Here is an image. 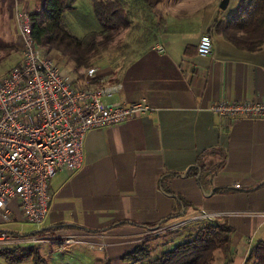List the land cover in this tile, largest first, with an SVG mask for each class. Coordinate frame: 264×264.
I'll return each instance as SVG.
<instances>
[{
	"label": "crops",
	"instance_id": "1",
	"mask_svg": "<svg viewBox=\"0 0 264 264\" xmlns=\"http://www.w3.org/2000/svg\"><path fill=\"white\" fill-rule=\"evenodd\" d=\"M23 1L0 0V35L19 37L15 13ZM140 2L128 4L135 7L132 15L140 29L153 23L158 36L130 42L138 52L121 66L106 56L95 64L99 75L122 83L109 102L144 98L154 111L89 130L81 167L58 170L49 181L44 220L23 227L19 204L12 201L11 218L0 219V229L29 240L43 230H67L84 240L69 257L76 254L85 264H131L123 256L159 225L184 222L146 239L151 252L165 251L210 220L201 215L220 213L227 216L218 221L234 229L230 264H249L252 233L264 222V118L220 117L210 108L221 100L264 96V45L245 51L218 34L216 23L229 15L210 0L169 15ZM203 33L212 38L207 56L196 52ZM193 166L197 175L189 173ZM29 240L12 249L33 245L38 251L45 244ZM91 243L104 249L92 250Z\"/></svg>",
	"mask_w": 264,
	"mask_h": 264
},
{
	"label": "built area",
	"instance_id": "2",
	"mask_svg": "<svg viewBox=\"0 0 264 264\" xmlns=\"http://www.w3.org/2000/svg\"><path fill=\"white\" fill-rule=\"evenodd\" d=\"M15 22L21 59L0 76V219L10 220L11 202L17 201L23 220L38 225L48 210L50 179L58 170L81 167L85 134L150 114L154 108L144 98L109 102L107 99L122 89V83L110 82L95 66L76 78L64 62L54 60L35 44L28 11L17 10ZM156 49L162 50V46ZM196 52L201 56L212 52L208 33L200 35ZM210 109L220 117L264 118V96L221 100ZM220 215L200 217L215 219ZM175 225L158 230L168 231L178 227ZM24 239L29 240L28 236L0 229V249L13 248L27 241Z\"/></svg>",
	"mask_w": 264,
	"mask_h": 264
},
{
	"label": "trees",
	"instance_id": "3",
	"mask_svg": "<svg viewBox=\"0 0 264 264\" xmlns=\"http://www.w3.org/2000/svg\"><path fill=\"white\" fill-rule=\"evenodd\" d=\"M75 1L40 0L39 6L30 10L29 15L35 44L46 54H51L52 51L58 52L70 72L76 78H82L84 70L103 57L119 31L129 28L131 19L124 0H91L100 29L88 31L78 37L63 23L64 13L75 9L73 5ZM143 1L150 8H155L162 2V0ZM215 30L239 49L245 51L260 49L264 45V0H240L234 12L226 20L216 23ZM14 50L15 44L0 35V64ZM193 168L198 171L197 166H193L189 173ZM195 169L192 173L197 175ZM207 221L155 259L150 260L151 249L145 242L124 255L123 259L131 264H213L216 253H219L225 260L224 264H230L234 229L225 220L221 222L215 218ZM34 250L37 252L36 249ZM34 250L23 252L17 260L29 257ZM12 251L16 250H1L0 255L10 260L8 255ZM252 258L253 264H264V241L252 247L250 259Z\"/></svg>",
	"mask_w": 264,
	"mask_h": 264
},
{
	"label": "rangeland",
	"instance_id": "4",
	"mask_svg": "<svg viewBox=\"0 0 264 264\" xmlns=\"http://www.w3.org/2000/svg\"><path fill=\"white\" fill-rule=\"evenodd\" d=\"M125 1H126L125 8L128 10V12H130L129 16L131 15L130 16L131 25L129 26L128 29H123L119 31V33L113 38L109 49L103 55V56L108 57L109 60L112 63H114L116 67L121 66L124 63H126L130 57L135 56L136 53L138 52V51H134L135 47H132L130 45V42H132L135 39L137 40V42H142L144 40H140V39L144 38L145 36L148 37V39L155 38L158 36V34L156 33V30L152 28V26L154 27L153 23L151 25L147 23L148 26L150 25L151 28H148L145 30L139 28L137 20H135V16L132 15L133 12L135 11V7L132 5H128L130 1L134 2L137 0H125ZM197 1L199 0H162V2L159 3L155 8H161L159 10H162L163 12H165V15H169L170 11H173V10L177 11L179 8L193 6L197 3ZM210 1L212 3V6H215V7H217L220 2V0H210ZM239 1L240 0H229L228 6L226 7V9L221 10V12H223L225 15L227 14V16L228 15L230 16L236 9L237 5L239 4ZM39 2L40 0H24L22 2L23 8H21V10L35 9L39 6ZM141 2H140L142 4L141 7L150 8L143 0H141ZM73 5L75 6V9L72 11H66L63 15V23L65 24L67 29L70 30V32H72L78 37H81L88 31H94V30L98 31L100 29V25L92 9L91 0H76L73 3ZM159 10H157V12L161 14L162 12ZM211 10H212V7H211ZM14 26L15 24L13 25V30H14ZM1 36H3L6 40L13 42L15 44V50L10 54L9 57H7V59H5L0 64V76L8 72L13 66L17 65L21 59V49H20L18 34L15 32L14 36L7 37L5 32H3V35ZM142 46L143 44H137L136 48H140ZM57 53L58 52L52 51L51 54H48V55L52 56L54 59L56 58L55 60H58L59 58H63L59 53H58L59 55ZM91 66L97 67V65L94 62L92 63ZM226 216L227 215H223V216L217 217V219H223ZM262 218L264 219L263 216ZM181 223L183 222L176 223L178 225H175V226H179ZM21 224L23 227H27V228L28 227L33 228L36 225V224H33L25 220H22ZM167 224L168 223L162 224V225H159L158 227L164 226ZM8 227H12V226L8 225ZM19 228H21V226H19L18 224L16 229H19ZM174 229L176 230L177 228H174ZM174 229L172 228L171 230H174ZM61 231H65V230L56 229L53 232L51 231L46 232L44 230L41 231L40 232L41 234H39V236L36 237L37 242L45 243V244L37 245L40 247L37 252L34 250L35 246L33 247V245L26 246V247L24 245L23 248H21L22 246H19L17 249H15L16 251H12V253H9L8 256L10 260H7L2 255H0V264H85V262L80 260V257L77 256L76 254L73 255L72 257H69V253L72 251L73 246L83 244L84 240L82 236L80 234L69 232L67 230L65 232H61ZM163 232L165 231L158 230V228H155L153 231H149V233L145 235L146 237L144 238V241L142 243H144L146 239H150L154 237L155 235L161 236ZM163 236L164 235H162L161 238H163ZM66 240H69V241L66 242ZM260 241H264V222L260 224L257 228H255L252 233V243L257 244ZM23 244H26V243L24 242L20 243V245H23ZM148 246L150 248V245ZM89 247L92 250L94 249L103 250L104 244L95 245L91 243L89 244ZM6 249H12V248L10 247V248H5V249H0V251L1 250L5 251ZM29 250H34L32 255H30L29 257L27 256L24 259L17 260L20 258L23 252L28 253ZM162 251L163 250L153 249L152 252H150V260L159 257ZM232 256H233V253H232ZM224 262L225 260L223 259L222 255L219 253H216V259L213 262V264H224ZM252 262H254L253 258L250 259L248 263L253 264Z\"/></svg>",
	"mask_w": 264,
	"mask_h": 264
},
{
	"label": "water",
	"instance_id": "5",
	"mask_svg": "<svg viewBox=\"0 0 264 264\" xmlns=\"http://www.w3.org/2000/svg\"><path fill=\"white\" fill-rule=\"evenodd\" d=\"M229 0H220L219 2V8L221 10H225L226 7L228 6Z\"/></svg>",
	"mask_w": 264,
	"mask_h": 264
},
{
	"label": "bare ground",
	"instance_id": "6",
	"mask_svg": "<svg viewBox=\"0 0 264 264\" xmlns=\"http://www.w3.org/2000/svg\"><path fill=\"white\" fill-rule=\"evenodd\" d=\"M16 249V248H15Z\"/></svg>",
	"mask_w": 264,
	"mask_h": 264
}]
</instances>
